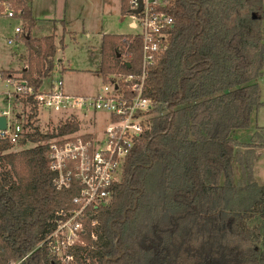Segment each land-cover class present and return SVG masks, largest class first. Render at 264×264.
<instances>
[{
    "label": "trees",
    "instance_id": "1",
    "mask_svg": "<svg viewBox=\"0 0 264 264\" xmlns=\"http://www.w3.org/2000/svg\"><path fill=\"white\" fill-rule=\"evenodd\" d=\"M261 1L173 0L167 10L174 27L147 69L143 92L157 115L136 138L111 201L84 220L83 243L73 247L71 263L52 261L42 245L22 264H264V185L253 179L252 160L264 146V128L257 127L250 141L235 138L236 130L249 127L259 104L254 79L262 73L256 67L264 56ZM122 3L125 13L127 0ZM23 18L29 59L20 78L37 89L51 77L56 47L51 35L41 43L30 37L34 23L28 7ZM128 38L102 36L103 76L140 71V41ZM21 101L31 129L20 146L33 145L15 150L0 140V264L34 248L54 228L55 211L73 208L76 193L53 187L45 141L56 133H41L35 101ZM77 128L64 122L57 134ZM235 163L239 179L250 182H234ZM230 192L239 195L226 202ZM206 212L213 218L210 233L216 234L213 250L200 258L180 252L182 226ZM234 236L250 245L243 251L230 245Z\"/></svg>",
    "mask_w": 264,
    "mask_h": 264
},
{
    "label": "built area",
    "instance_id": "2",
    "mask_svg": "<svg viewBox=\"0 0 264 264\" xmlns=\"http://www.w3.org/2000/svg\"><path fill=\"white\" fill-rule=\"evenodd\" d=\"M172 2L127 0L128 8L123 14L130 17L129 27L137 30L128 41L136 38L140 41V71L115 72L117 74L103 81L93 95L65 93L62 78L47 81L49 77L37 89L15 75L4 78L5 86L12 90H5L1 94L2 100L12 94L20 95V101L31 97L37 106L36 119L40 110H52L67 114L62 123L78 124L77 130L65 134H57L58 127L46 132L56 135L45 141L49 146L48 168L53 173V187L75 190L71 198L73 208L55 211L51 232L20 259L7 264H22L42 245L52 261L71 263L73 247L83 243L84 220L92 210L111 201L114 186L120 181L125 159L136 138L152 127V118L157 115L152 100L143 92L147 69L159 59L174 27V20L167 10ZM28 6V0H0V18L16 22L14 35L6 39L8 44L17 40L23 44L27 24L23 8ZM136 9L139 11L133 13ZM24 106L28 111L27 105ZM9 111L0 112L6 118V128L0 129V140L14 145L31 128L26 114L12 119ZM81 127L86 128L85 131H81Z\"/></svg>",
    "mask_w": 264,
    "mask_h": 264
},
{
    "label": "rangeland",
    "instance_id": "3",
    "mask_svg": "<svg viewBox=\"0 0 264 264\" xmlns=\"http://www.w3.org/2000/svg\"><path fill=\"white\" fill-rule=\"evenodd\" d=\"M36 3L40 5L39 8L42 5L45 8L43 10H47L39 17L64 15L65 20V31L59 30L54 33L55 35L51 34L53 41L54 36L55 39L61 36L64 38V42L63 48L55 44L53 71L47 81L62 78L65 93L93 95L101 87L103 81H106L112 74H117L113 72L103 76L100 72L102 36L108 33L123 34L128 37L134 35L137 30L129 27L130 17L120 12L118 0H36ZM261 6L264 10V0L261 1ZM58 22L60 21L52 20L51 24L56 25L57 28ZM15 23L0 18V112L8 109L10 118L19 119L24 116L26 111L19 99L20 95L12 94L7 100L3 97L4 101L1 95L5 90H12L5 86L3 77L6 75L20 77L21 69L28 65V50L25 45L19 40L13 41L12 44L6 42L7 37L14 35L13 26ZM261 34L264 43V19L261 25ZM119 43L120 46L125 45L124 41L123 45L122 41ZM256 68L262 70V73L254 79L258 86L259 104L252 110L249 127L235 132V138L242 142L250 141L251 135L257 127L264 128V56L260 58L259 66ZM40 111L36 124L39 131L43 133L57 130L62 119L67 117L66 113L61 115L52 110L42 109ZM81 129V131H85L86 128L81 127ZM23 140L22 138L17 144H14L13 149L18 150L33 145V143H26L24 146H20ZM241 149L244 150V148ZM254 152H256V157L253 153L252 160L254 162L255 157L258 162L255 164L256 182L259 185H264V146L256 148ZM241 158L244 159L243 154ZM240 177V166L235 163L234 178L236 180L234 182L240 184H244L245 181L250 182V178L242 181L239 179ZM238 195V192H230L224 199L226 202L230 199L233 201V198ZM210 218H212L210 212H206L196 217L191 224L187 222L182 226V235H180L182 246L178 247L180 252L181 249L186 250L199 258L210 254V251L213 250L212 242L216 237L213 231L210 233V226L213 223ZM253 221L256 223L259 220ZM253 221L252 223H254ZM262 224L264 230V223ZM228 241L230 245H234L242 251L250 245L243 238L237 236L228 238Z\"/></svg>",
    "mask_w": 264,
    "mask_h": 264
},
{
    "label": "crops",
    "instance_id": "4",
    "mask_svg": "<svg viewBox=\"0 0 264 264\" xmlns=\"http://www.w3.org/2000/svg\"><path fill=\"white\" fill-rule=\"evenodd\" d=\"M123 0H118L119 3V10L122 13V3ZM28 8L30 10V14H31V18L33 19V26L30 30V37L34 39H38L39 43L43 42L42 38L45 36H49L51 34L55 35V32L60 31H65V20H64V15H58L59 17L53 16V17H49L47 15V17H39L40 14L42 13H46L44 7L39 8L40 5H37L36 0H28ZM52 20H59L60 22H58L59 26L56 28V25L51 24ZM109 34V33H108ZM105 35V34H104ZM64 38H62L61 36L55 39L54 36V44H56V46H60L61 48H63V41ZM26 47V46H25ZM256 152H254L255 155ZM256 157V155H255ZM254 157V162H253V179L254 181H256L255 178V164H258V162L255 160L256 158ZM256 161V162H255Z\"/></svg>",
    "mask_w": 264,
    "mask_h": 264
},
{
    "label": "water",
    "instance_id": "5",
    "mask_svg": "<svg viewBox=\"0 0 264 264\" xmlns=\"http://www.w3.org/2000/svg\"><path fill=\"white\" fill-rule=\"evenodd\" d=\"M139 9L141 8V6L138 7ZM139 9L133 10V13H137L139 11ZM125 65L127 67L130 66V64L128 62H125ZM6 124V118L4 115H0V129L6 128L5 127Z\"/></svg>",
    "mask_w": 264,
    "mask_h": 264
}]
</instances>
